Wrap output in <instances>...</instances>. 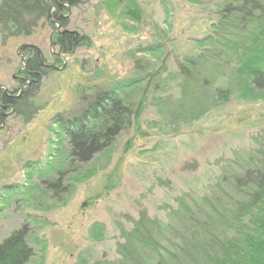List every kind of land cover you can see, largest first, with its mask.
Returning a JSON list of instances; mask_svg holds the SVG:
<instances>
[{"label": "rangeland", "instance_id": "obj_1", "mask_svg": "<svg viewBox=\"0 0 264 264\" xmlns=\"http://www.w3.org/2000/svg\"><path fill=\"white\" fill-rule=\"evenodd\" d=\"M134 1L140 9L136 21L121 14L131 0H82L69 13L68 30L89 43L70 56L57 55L44 23L29 37L0 39V91L22 87V45L38 47L49 66L57 59L36 96L23 103L19 116L7 112L0 127V242L25 226L35 254L28 264L117 259L118 223L131 227L125 217L137 219L145 210L165 220L164 205L175 208L181 193L206 192L226 161L255 150V140L264 137V90L245 80L227 102H213L204 117L176 133L147 106L137 128L90 163L66 171L64 193L56 197L44 188L43 180H55L69 167L54 118L77 115L98 92L131 77V54L152 40L151 24L166 32L168 42L161 54L137 56L166 60L175 71V57L200 50L197 42L210 30L218 0ZM176 82L168 86L175 98ZM30 163H39V171Z\"/></svg>", "mask_w": 264, "mask_h": 264}, {"label": "trees", "instance_id": "obj_2", "mask_svg": "<svg viewBox=\"0 0 264 264\" xmlns=\"http://www.w3.org/2000/svg\"><path fill=\"white\" fill-rule=\"evenodd\" d=\"M81 2L1 0L0 39L29 37L44 23L57 55L70 56L89 43L87 36L68 30L69 13ZM130 5L121 14L136 21L139 6L134 0ZM214 14L210 30L197 42L200 50L175 57V71L168 70L166 60L154 63L137 56L161 54L168 42L166 32L151 24L152 40L131 54V77L98 92L77 115L54 118L67 144L69 167L58 171L55 180H43L44 188L56 197L64 193L66 171L90 163L122 133L137 128L149 105L176 133L204 117L213 102H227L245 80L264 90V0H218ZM19 52L24 56L23 89L0 91V127L7 112L19 116V108L36 96L57 62L55 55L54 65H47L43 52L32 45H22ZM173 81L176 98L168 87ZM255 141V150L225 162L206 192L181 193L174 199L175 208L164 205L165 220L145 210L137 219L125 217L131 227L118 223V258L92 264H264V137ZM29 165L40 169L39 163ZM34 255L25 226L0 242V264H28Z\"/></svg>", "mask_w": 264, "mask_h": 264}]
</instances>
